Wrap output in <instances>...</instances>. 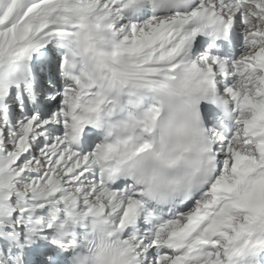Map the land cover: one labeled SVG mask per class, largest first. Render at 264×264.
<instances>
[{
    "label": "snow or ice",
    "instance_id": "1",
    "mask_svg": "<svg viewBox=\"0 0 264 264\" xmlns=\"http://www.w3.org/2000/svg\"><path fill=\"white\" fill-rule=\"evenodd\" d=\"M0 264H264V0H0Z\"/></svg>",
    "mask_w": 264,
    "mask_h": 264
}]
</instances>
